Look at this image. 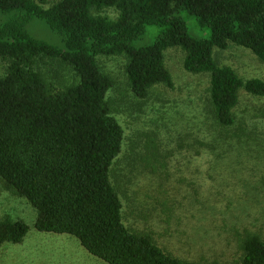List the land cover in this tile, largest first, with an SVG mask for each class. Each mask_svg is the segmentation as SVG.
I'll use <instances>...</instances> for the list:
<instances>
[{"label": "trees", "instance_id": "obj_1", "mask_svg": "<svg viewBox=\"0 0 264 264\" xmlns=\"http://www.w3.org/2000/svg\"><path fill=\"white\" fill-rule=\"evenodd\" d=\"M107 9L118 17L102 15ZM0 13V59L9 61L0 78V177L37 210L36 230L72 236L107 264H194L124 224L112 182L124 131L107 97L114 81L99 58L128 57L129 86L144 100L157 85L175 90L165 53L181 48L188 72L210 75L218 124L232 127L240 93L264 98V79H243L214 52L234 44L264 64V0H61L47 9L35 0H0ZM38 20L49 39L30 31ZM190 20L208 37L196 36ZM150 28L155 41L143 46ZM38 55L67 63L77 82L48 84L35 68ZM30 230L10 216L0 220V246L22 243ZM244 252L242 264H264L260 236L247 237Z\"/></svg>", "mask_w": 264, "mask_h": 264}, {"label": "rangeland", "instance_id": "obj_2", "mask_svg": "<svg viewBox=\"0 0 264 264\" xmlns=\"http://www.w3.org/2000/svg\"><path fill=\"white\" fill-rule=\"evenodd\" d=\"M35 1L47 9L61 0ZM102 15L117 18L119 12L107 9ZM3 19L0 13V23ZM190 27L208 37L193 20ZM29 29L40 38L52 35L39 20ZM149 30L143 46L155 41V28ZM214 55L245 80L264 79V64L248 49L231 44ZM185 59L181 48L168 50L165 64L176 88L157 85L143 100L129 86L128 57L99 58L114 81L107 97L124 131L112 182L129 231L150 236L165 253L186 262L242 264L247 237L264 240V98L242 91L235 125L222 127L211 104L210 75L188 72ZM8 67L0 59V78ZM35 68L57 89L78 80L58 59L38 55ZM8 216L31 230L22 243L0 246V264H107L72 236L37 231V210L0 177V220Z\"/></svg>", "mask_w": 264, "mask_h": 264}]
</instances>
